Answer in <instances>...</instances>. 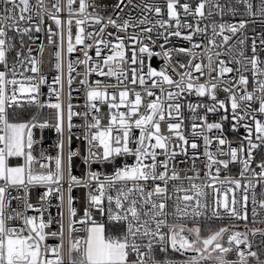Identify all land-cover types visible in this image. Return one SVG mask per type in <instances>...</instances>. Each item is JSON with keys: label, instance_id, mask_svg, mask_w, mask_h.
Returning <instances> with one entry per match:
<instances>
[{"label": "snow or ice", "instance_id": "snow-or-ice-1", "mask_svg": "<svg viewBox=\"0 0 264 264\" xmlns=\"http://www.w3.org/2000/svg\"><path fill=\"white\" fill-rule=\"evenodd\" d=\"M167 9V20L157 19L152 27H141L152 23L150 18L144 13L155 12L157 16L162 14V6L160 4H145L143 6L133 5V7H141V14L144 15L142 19H133L129 16L127 19H121L120 23L117 20L107 17V24L99 29V33L103 34L105 27L111 25L118 31H126L129 27H141L140 33H134L127 36V39L132 43V56L130 63L136 65L140 64L139 75L136 68L126 70L125 65L129 63V58L126 56V45L123 37L117 36V43L111 44L110 41L101 39L97 41V44H103L105 48H110V55L102 56V50L99 46L95 48V54L97 57H101L103 66L107 68V71L97 68L87 67L89 61L92 59L88 51L85 50V59L80 63L86 65V73H90L93 70L97 71L98 75L107 76L109 78L115 77L117 83L115 85H104V89L107 88H120L118 93L109 94L106 90H100V83L97 82L96 87L89 86L87 91V107L93 113H99L100 108L95 103H107L109 109V119L106 125L101 126V119L99 116L93 114L91 120H86V128L88 131L85 133V138L90 145L89 156L85 158L86 162L89 160L98 161L100 163L113 164V171L111 174H104L101 179V174L90 171L88 173L89 181L94 182L93 188L90 183H85L78 180L71 175L69 170V192L71 191V185L77 184L89 188L87 196V207L84 209L83 218L76 220V210L72 205V197L68 199V235H69V248L68 259L69 264H176L175 261L168 258V251L180 253H194L195 255L189 256L183 264H200L201 261L212 258V253L218 252L219 255L215 257L216 264H249L247 257H256V252H248L247 254L239 250V245L247 243V237L241 239L242 234L239 232H233L228 236V247H224L220 240L223 238L225 232L229 231L227 228L221 227L219 230L213 232L207 237L201 235V228L199 226L186 228L181 221L191 219L193 223H196L197 219L205 215L208 210V205L201 201V197L206 196L203 191L205 187H211L210 184H196L191 183L187 188L183 184H173L171 186L172 191L175 193H183V195H177L172 204L169 201L173 200L169 192V182L177 181L180 179L179 172L169 165L172 159L179 153L176 148L181 147L180 144H173L172 150L169 151V145L175 139L183 142L184 146H190L193 150H199L200 144L195 142V139L190 142L186 136L182 133L181 127L183 124V117L181 116L182 105L180 103H171L175 101L181 94L187 91L189 94L195 93L199 97L205 95L209 96L213 101L217 100L214 90L217 88V84L209 83H197L191 74V71L181 73V79L179 81L173 80L164 71H154L151 67L148 68L146 75L143 73V55L146 53L149 57L154 55L150 47L145 45L142 41V33L151 34L158 26L165 29L167 35L164 32H157V37L163 36L165 42H167L168 35L181 37V29H190L192 24L182 23L180 19L179 9H183L185 16H192L194 18L199 17L201 19L205 17V7L209 6L208 16L213 15L212 8L219 9V15H223L225 6L219 3V0H200L194 7L189 3H180V0H165ZM237 2L245 7L248 16L255 17L259 15L264 17V0H259L258 5H254L252 0H237ZM75 0H67V11L69 16L74 13L79 16H85V19H77L76 26L77 32L75 35V43L77 45H83L85 39H95L92 33L84 35V28L81 27L86 20L91 17L96 24H101L104 17L95 15L94 13H88L89 7H95L87 3V0H79L78 12L73 9ZM123 0L115 7L119 8ZM131 4L132 0H128ZM0 65L4 66V70L0 71V264H64L61 256L62 245H58L54 248L48 249L44 245L47 233L45 229L51 224V219L45 221L42 218H34L25 216L23 213L15 212L14 214L8 213L6 209L10 203L11 193L8 191L10 187L20 188L23 187L27 190V187L34 184L40 185H59L64 176V161L61 154H57L55 157V170L49 172L47 175H34L31 172V162L33 156L31 149L33 146V129L36 127L45 128L47 122H40L36 117L31 120L17 121L10 118L7 109L12 107H20L19 97L25 95L31 98L32 102H36L35 94L39 91L38 84L26 83L31 82L34 77H24L23 73H19L22 79L17 80L16 76L18 70L15 64L9 67L7 61V53H9L14 45L12 43V37L8 35L10 30L15 29L17 34L28 35L30 29L20 27V22L25 20H32L33 15L41 17V23L43 13L37 11L33 14V6L30 4V0H0ZM56 7V13L58 14L62 9L60 6ZM37 9L42 8V0H37ZM17 9H19V15H17ZM123 9H121L122 11ZM229 12H235L236 9L229 6L227 9ZM25 13L29 15L25 16ZM49 18L53 19L58 28H61V20L56 15L48 13ZM175 21V31H169L172 28V22ZM246 21L241 20L238 24H226L220 23L211 25L212 35L207 37L209 45L216 47H222L216 40L217 36H222L223 42L227 43L230 39L226 32L235 35L240 29H244ZM68 32V46L67 51L69 53L74 51L71 34V19L67 22ZM199 24V20H197ZM218 29V30H217ZM41 29L39 26L35 28L36 32ZM207 28L196 27L195 32L206 33ZM108 36H112V33H108ZM192 35H185L183 39L192 41ZM149 39L151 36L149 35ZM49 42H51V35L49 36ZM139 43L140 57H137L136 45ZM241 45L244 44V40H239ZM264 44V40H261ZM21 46H23V40H21ZM92 47L87 45L86 48ZM163 48V45H161ZM200 47L199 44H194L193 48ZM177 52H187L192 55L190 49L177 48L174 49ZM228 53L233 52V48L227 50ZM257 48L255 42L252 46V55L247 58V63L243 64L244 70H248V65H251V73L253 80H257L256 84H253V91L248 92L247 87L249 85V79L243 73L239 75L238 85L244 86L243 94L240 95L237 92H233V83H227V87L224 91L229 92V100L231 102L232 118L235 123L232 125V130L235 131L237 125L246 118H251L255 126V140L253 139V128L248 124H244L243 127L247 132L245 139L247 140V146L241 142L240 147H232L231 143L223 135V123L222 122H208L207 113H216L219 109H225L227 111L225 101H218L219 108L214 103L213 105H194L188 104V109L193 113L192 116V137L201 138L203 140V156L206 158L205 167L209 169L205 173V176L210 177L213 181L218 179L221 166L225 169L229 167L230 163L239 162L242 165L241 176L244 173L249 172V165L253 160V150L264 145V120L258 119L256 112L264 114V67H260L264 61H260L256 55ZM240 56L244 57V52L240 51ZM166 59H170V52L165 51L163 53ZM217 56L221 53H216ZM20 52L16 53V59L19 63ZM55 58L57 63L55 67L57 70L61 68L59 63L61 53L56 52ZM210 70H214L212 67V58L208 57ZM236 64H242L241 60H235ZM30 69L32 73L39 71L37 67V61L31 60ZM181 68L189 67L194 68L196 72H202L201 64L192 65L191 61L188 65L180 64ZM68 71H73V65L68 64ZM127 71L131 72V78L129 80ZM233 71H240L239 69H233L232 67L225 66L224 60H219V76H224L225 73H231ZM9 74L11 78H9ZM146 77L158 78L151 79L150 87L147 85ZM187 77V80L185 79ZM57 84L61 83V76L57 75L54 78ZM136 85L137 82L144 89L143 94L135 89H129L128 83ZM72 78L69 76L68 84L71 86ZM44 80L41 78L39 84H43ZM81 84H86L87 81L81 80ZM174 85L176 91H170L163 88V85ZM11 86V87H10ZM159 87L161 89L160 95L152 90ZM11 91V95H9ZM260 92V96H256L255 93ZM134 97V98H131ZM145 97H155V99L148 100L147 104H144ZM57 100H59V92H57ZM259 100V106L252 108L248 102H254ZM118 101V102H117ZM243 113L238 112L242 107ZM44 105H40L43 107ZM145 107V111L141 112V107ZM48 107L55 108L57 110V124L56 131L60 133L62 131V105L57 102L55 104H49ZM206 108V114L200 116L197 114V108ZM126 108L127 111H115L113 109ZM74 115H81L72 111V105H68L67 118L69 121V129L73 126L71 124L72 117ZM87 117L88 113H84ZM136 117V119H132ZM176 119V123H172L171 120ZM225 115L221 117V121L227 120ZM167 121L168 130L173 133V136L161 135L160 123ZM199 121V123H196ZM139 129V137L135 140L132 139L131 129ZM95 131H92V130ZM199 129V131H197ZM213 129L220 132V135L215 139L218 141V146L215 152L210 150V146L213 143V137H210L207 133H210ZM121 132L123 135L121 136ZM149 142V143H146ZM155 141V143H150ZM255 141H259V144ZM130 144H134V147H130ZM228 145L227 150L223 146ZM58 148H63V144H58ZM95 147L99 152L91 151V148ZM25 148L29 149L26 153ZM156 149L161 150L157 152ZM185 155H188L187 147L182 148ZM245 151L247 155L245 157ZM75 155L72 152L68 154L69 165L72 156ZM122 155L134 157L132 163L125 162L121 166L115 165V158ZM160 155L166 158L158 159ZM229 157V159H218L217 157ZM11 157H23L25 165L23 166H10L9 158ZM48 159H51L48 157ZM193 161V171H195V160L198 156L195 152L191 155ZM47 165H42L46 167ZM215 166L216 176H212L211 169ZM259 167L262 169L258 174L260 177H264V162ZM253 176L257 173H252ZM197 176H186L185 179L194 181ZM152 183H149V182ZM157 181L162 182L156 183ZM225 181L235 184L236 188L241 187L240 180H229L225 177ZM223 182V181H222ZM245 190L252 187L251 184L243 186ZM52 191L50 188L48 192L43 193L41 199L48 196ZM55 191L62 192L61 188H56ZM232 191V189H229ZM191 193V194H189ZM62 198V197H61ZM245 202V214L237 211L235 205L237 201L235 198L231 201V206L227 200L221 201L215 200V207L212 208V216L220 218V208L233 218L247 219L246 204L248 197H243ZM195 201L193 204L192 202ZM252 203H257L253 197ZM25 206L28 209H32L33 205L28 204L25 201ZM259 206L264 208V200L259 202ZM99 213L101 217H106V221L96 219L94 212ZM37 211H39L37 209ZM253 216L256 215V208L252 209ZM23 217V227L15 228L11 227L8 221L19 219ZM171 217V222L169 221ZM80 224L82 227L76 229L73 225ZM167 228V232L164 229ZM76 231L83 232L84 235L80 237H74L73 233ZM185 232L189 235H185ZM55 236L56 233H51ZM61 240H63V223H61ZM237 246V255L239 259L237 261L227 260L226 254L232 250V245ZM42 248L50 251L54 259H50ZM157 252L163 253L165 258L163 260L157 259ZM75 254V255H73ZM134 257V258H133ZM257 264H264V262L258 261Z\"/></svg>", "mask_w": 264, "mask_h": 264}, {"label": "built area", "instance_id": "built-area-1", "mask_svg": "<svg viewBox=\"0 0 264 264\" xmlns=\"http://www.w3.org/2000/svg\"><path fill=\"white\" fill-rule=\"evenodd\" d=\"M18 2V0H17ZM189 3L193 7L200 2V0H180V3ZM254 5H258L259 0H252ZM87 3L90 5H94L95 7H89L87 9L88 13H94L95 15L102 16L104 19L101 24H96L94 20L89 17L86 22L81 26L84 28V35L87 33H92L95 39H85L83 45H77L75 43V35L77 32L76 20L77 19H85V16H79L75 13L69 16L67 11V0H42V8L37 9V0H30V4L33 6V14L37 11L43 13L42 23L41 17L33 15L32 20H25L20 22L21 28H29L30 33L28 35H20L17 34L15 29L10 30L8 35L12 37V43L14 45L13 49L7 53V61L9 67L13 64L16 65L18 74L16 76L17 80L22 79V76L19 73H23L24 77H34L31 82L26 83H36L38 84L39 91L35 94L36 102H32L31 98L27 95L23 97H19L20 107L29 106L31 108V113L26 120H31L33 117H36L40 122H47V127L40 128L36 127L33 129V146L31 149V153L33 156V160L31 162V172L34 175H47L49 172L55 170V157L57 154H61L64 161V176L59 185H40L34 184L27 187L25 190L23 187L16 188L10 187L8 191L11 193V197H15L14 199L10 198V203L6 211L8 213L14 214L15 212L23 213L25 216H30L34 218H42L45 221L51 219V224L49 227L45 229L47 233L46 239L44 241V245L48 247V249L54 248L58 245H62L61 248V256L64 261V264H69L68 259V248H69V235H68V199L69 196L72 197V205L76 210V217L74 219L79 220L83 218L84 209L87 207V196L89 192V188L72 184L71 191L69 192V176L68 172L71 171V175L76 177L78 180L90 183L92 187H95L94 182L89 181L88 173L90 171H94L101 174V179L104 174H111L113 171V164L109 163H100L98 161L89 160L86 162L85 158L89 156V148L90 145L88 140L85 138V133L88 131L86 128V120L90 121L93 114L97 115L101 119V126L107 124L109 119V109L107 107V103H100L96 101L95 103L100 108L99 113H93L88 107L87 100V91L89 86L96 87L97 82L100 83V90H106L109 94L118 93L120 88H107L104 89V85L112 84L115 85L117 83L115 77H107L103 75H98L96 70L91 71L90 73H86V65L80 63V61L84 60V52L88 51L89 56L92 58L87 67L89 68H98L103 71H107V68L103 66V62L101 57H97L95 54V48L99 46L102 50V56L110 55V48H105L103 44H97V41L102 38L110 41L111 44L117 43L116 37H123L126 45L125 51L126 56L129 58V63L125 65V69L136 68L138 71L140 70L139 62L136 65H132L130 63V58L132 56V43L127 39V36L132 35L134 33H140L141 27H152L153 23L157 19L167 20V9L165 0H132V3L129 4L128 0H123V3L120 4V7H115L120 3V0H87ZM219 3L225 6V10L223 15L217 14L219 9L212 8L213 15L211 17L208 16L209 6L205 7V17L201 19L199 17L185 16L183 14V9H179L180 19L182 23H190L192 24V28L190 29H181V37L168 35L167 42L163 36L157 37V32H164L167 35V31L165 29L159 28L158 26L154 29V31L149 33H142V41L145 45L149 46L151 51L154 53L153 57H158L159 61L155 64L156 69L159 71L166 72L173 80L179 81L181 79L180 74L191 71L193 79L197 83H214L217 84V88L214 90L215 95L217 97L216 101H213L209 96L205 95L203 97L197 96L194 92L189 94L187 91L183 92L180 97H178L175 101L171 103H180L182 105L181 108V116L183 117V124L181 127L182 133L186 136V138L192 142L195 139V142L200 144L199 150H193L190 146H184L183 142L173 140L169 145V151L172 150L173 144H180L181 147L176 148V151L179 153L172 159L169 167H175V169L179 172L180 179L177 181L169 182V192L168 195L173 197L172 201H169V204H172L177 195H183V193H175L172 191L171 186L173 184H183L184 187H188L191 183L196 184H210L211 187H205L203 191L206 193V196L201 197V201L207 203L208 210L205 212L204 216H201L197 219L196 223H193L191 219L183 220L181 223L185 225L186 228L199 226L201 228V235L203 237H207L213 232L219 230V228L224 227L229 231L225 232L223 238L220 240V243L224 247H228V236L233 232H239L242 234L241 239L245 236L247 237V243L240 244L239 250L245 252H256V257H247L249 264H257L258 261L264 262V208L259 206V202L264 200V177H260L258 174L262 170L259 165L264 162V145H261L259 148L253 150V160L249 165L250 171L244 173L241 176V168L242 165L239 162L230 163L227 169L221 166L219 177L215 181H213L210 177L205 176V173L209 171L208 168L205 167V163L202 161H206V158L203 156V140L201 138H193L192 133V116L193 113L189 111L188 104L192 103L194 105H213L214 103L218 105V101H225V105L227 111L225 109H219L216 113H207V121L208 122H222L223 123V135L227 138V140L231 143L232 147L239 148L241 142L244 143L245 147L247 146V140L245 137L248 135L244 124H248L253 128V139L255 140V126L254 122L251 118H246L244 121H241L235 131L232 130V125L235 121L232 118L231 111V102L228 99L230 93L224 91V88L227 87V83H233V92H237L240 95L243 94L244 86L238 85L239 75L243 73L249 79V85L247 87L248 92L253 91V84L257 83V80H253L251 73V65H248V70L245 71L243 64L247 63V58L252 55V46L253 42H255L257 52L256 55L260 61H264V44L261 43V40H264V17H260L259 15L255 17L248 16L245 10V7L237 2V0H219ZM59 5L62 9L58 14L56 13V7L54 5ZM145 4H160L162 6V14L161 16H157L155 12L144 13V15L148 16L152 23L141 27H129L126 31H118L116 28L111 25L105 27L104 33H99V29L107 24V17H111L114 20H117V23L121 22V19H127L131 16L133 19H142L144 15L141 14V7H133V5L143 6ZM231 6L236 9L235 12H229L227 9ZM3 6L0 5V8ZM79 0H75L73 4V9L78 12ZM121 9H123L121 11ZM48 13H52L56 15L58 19L61 20V28H58L55 21L49 18ZM17 15H19V9H17ZM29 15V13H25V16ZM71 19V34H72V43L74 46V51L69 53L67 51L68 46V20ZM197 20H199V24H197ZM241 20H245L246 26L244 29H240L237 31L235 35H232L229 32H226V35L230 36V39L227 43L223 42L222 36H217L216 40L219 44H222V47H216L214 45H209L207 42V37L212 35L211 25L213 23L220 24H238ZM39 26L40 31L36 32L35 28ZM207 28L206 33H197L195 32V28ZM218 30V29H217ZM169 31H175V21L172 22V28ZM108 33H112V36H108ZM192 35V41L183 39L185 35ZM51 35V42H49V36ZM149 35L151 39H149ZM243 39L244 44L241 45L239 40ZM21 40H23V46H21ZM194 44H199L200 47L193 48ZM87 45H91L92 47L86 48ZM163 45V48L161 47ZM184 48L190 49L193 53L189 55L187 52H177L174 49ZM229 48H233V52L228 53L227 50ZM136 53L137 57H140L139 53V43L136 45ZM61 53V58L59 63L61 64V68L59 70L56 69L55 64L57 63L55 58L56 52ZM165 51L170 52V59H166L163 55ZM240 51L244 52V57L240 56ZM20 52L21 56L19 57V61H23V63H19L16 59V53ZM221 53V55L217 56L216 53ZM151 56V57H152ZM212 58V67L214 70H210L208 67L209 59ZM31 60L37 61V67L39 71L37 73H32L31 71H26L25 69H30ZM219 60L225 61V66L232 67L233 69H239L240 71H233L231 73H225L224 76H219ZM235 60H241L242 64H236ZM143 73L146 75L147 70L151 67L150 57L145 53L143 55ZM191 61L192 65L201 64L203 75L200 72H196L194 68H181L180 64L188 65ZM71 63L73 65V71L69 73L68 64ZM260 67H264V63L259 65ZM4 70V66L0 65V71ZM59 75L61 76V83L57 84L54 78ZM128 78H131V72L127 71ZM69 76L72 78L71 86L68 84ZM9 78H11L9 74ZM43 78L44 83L39 84V80ZM87 81L86 84H81V80ZM158 79V78H151ZM151 79L146 77L147 85L150 87ZM187 80V77H185ZM128 83V81H125ZM11 87V86H10ZM129 89H135L136 91H140L142 94L144 89L137 82L136 85H132L128 83ZM163 88L170 91H176L174 85H163ZM156 95H160L161 89L159 87L152 89ZM57 92H59V100H57ZM11 95V91L8 93ZM256 96H260V92L255 93ZM134 98V97H131ZM155 99V97H145L144 104L146 105L148 100ZM61 103L62 105V121L61 127L62 131L58 133L56 131L57 124V110L55 108L48 107L49 104ZM118 102V101H117ZM252 108H257L259 106V100H255L254 102H248ZM44 105L40 107V105ZM72 105V111L76 113H81V115H74L71 120V124L73 125L71 129H69V121L67 118L68 114V105ZM13 108V107H12ZM11 108L7 109L8 113ZM115 111H127L126 108L121 109H113ZM141 112L145 111V107H141ZM243 102L241 109L238 110L241 114L243 113ZM84 113H88L87 117H85ZM197 114L200 116H204L206 114V108L199 107L197 108ZM227 116V120L221 121V117ZM257 118L264 120V114H259L256 112ZM133 120L136 117L132 118ZM172 123H176V119L171 120ZM199 123V121H196ZM161 135L164 136H173L168 130L167 121H162L160 123ZM92 131H95L94 129ZM139 129L132 128L131 135L132 139L135 140L139 137ZM199 131V129H197ZM210 137H213V143L210 146V150L215 152L216 147L218 146V141L215 139L216 136L220 135V132L216 129H213L210 133H207ZM123 133L121 132V136ZM259 144V141H255ZM63 144V148H58V144ZM146 143H149L146 141ZM150 143H155V141H151ZM134 144H130V147H134ZM187 147L188 155H185L182 151V148ZM225 150H227L228 145L223 146ZM29 149L25 148V152L27 153ZM93 152H99V150L95 147L91 148ZM157 152L161 150L156 149ZM69 152L74 153L72 156L70 165L68 161ZM193 152L196 153L198 159L195 160V171H193V161L191 159V155ZM245 157L247 152L245 151ZM50 157L51 159H48ZM166 157L160 155L158 159H165ZM218 159H229V157H221L218 156ZM13 163H17L18 161L22 162V166L25 165V160L23 157H14L11 158ZM134 161V157L122 155L120 157L115 158V165L121 166L125 162L132 163ZM42 165H47L46 167H42ZM257 173V175L253 176L252 173ZM212 176H216V168L213 166L211 169ZM198 178L194 181H189L185 179L186 176H197ZM225 177L229 180H240L241 187L236 188L235 184L228 183L225 181ZM223 181V182H222ZM2 183V182H0ZM149 183H152L151 181ZM156 183H161L157 181ZM251 184L252 187L245 188L244 185ZM52 191L48 196L41 199L43 193L48 192L49 189ZM56 188H61L62 192L55 191ZM232 189V191H229ZM191 194V193H189ZM248 197L246 204V215L247 219H236L230 217L223 208H220L219 211L221 213L220 218H216L212 216V208H214L215 200L219 199L221 201L227 200L229 205L231 206V201L233 198L236 199L237 204L235 205L237 211L241 212V214H245L244 207V196ZM62 197V198H61ZM253 197L256 199L257 203L254 205L252 203ZM25 201L28 204L33 205L32 209H28L25 206ZM193 204L195 201L192 202ZM256 208V215L253 216L252 209ZM37 209L39 211H37ZM94 215L96 219L106 221V217H101L99 213H96L94 210ZM169 221L171 222V217H169ZM11 227L21 228L23 227V217L19 219H15L12 221H8ZM61 223H63V240H61ZM76 229H80L82 226L78 223L73 225ZM167 232V228L164 229ZM56 233L55 236L51 235V233ZM84 233L80 231H76L73 233L74 237L83 236ZM185 235H189V233L185 232ZM42 251L45 252L50 259H54L50 251H47L42 248ZM75 255V254H73ZM168 258L175 261L176 264H183L189 256L192 255H181L180 253L172 252L171 249L168 251ZM219 255L218 252L212 253V258L203 260L200 264H216L215 257ZM134 258V257H133ZM165 255L163 253L157 252V259L163 260ZM229 261H237L239 259L237 255V246L235 244L232 245V250L226 254L225 257Z\"/></svg>", "mask_w": 264, "mask_h": 264}, {"label": "trees", "instance_id": "trees-1", "mask_svg": "<svg viewBox=\"0 0 264 264\" xmlns=\"http://www.w3.org/2000/svg\"><path fill=\"white\" fill-rule=\"evenodd\" d=\"M18 109H22V110L17 111ZM30 113H31V108L29 106L13 107L9 110L10 118H13L15 120H18L19 117H21V116H25L26 118H28Z\"/></svg>", "mask_w": 264, "mask_h": 264}, {"label": "rangeland", "instance_id": "rangeland-1", "mask_svg": "<svg viewBox=\"0 0 264 264\" xmlns=\"http://www.w3.org/2000/svg\"><path fill=\"white\" fill-rule=\"evenodd\" d=\"M19 110H22V109H18L17 111H19ZM25 120H26V117L25 116H21V117H19V119L17 121H25ZM11 158H14V157H11ZM11 158H9V164H10V166H13V167H15V166H22V162L21 161H18L17 163H13V160Z\"/></svg>", "mask_w": 264, "mask_h": 264}, {"label": "water", "instance_id": "water-1", "mask_svg": "<svg viewBox=\"0 0 264 264\" xmlns=\"http://www.w3.org/2000/svg\"><path fill=\"white\" fill-rule=\"evenodd\" d=\"M157 61H159L158 57H150V62H151V68L154 70V71H157L158 70L156 69L155 67V64L157 63ZM185 255H195L194 253H185Z\"/></svg>", "mask_w": 264, "mask_h": 264}]
</instances>
